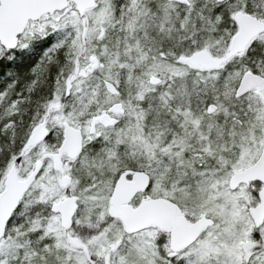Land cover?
<instances>
[{
	"label": "snow or ice",
	"instance_id": "snow-or-ice-1",
	"mask_svg": "<svg viewBox=\"0 0 264 264\" xmlns=\"http://www.w3.org/2000/svg\"><path fill=\"white\" fill-rule=\"evenodd\" d=\"M0 264H264V0H0Z\"/></svg>",
	"mask_w": 264,
	"mask_h": 264
}]
</instances>
